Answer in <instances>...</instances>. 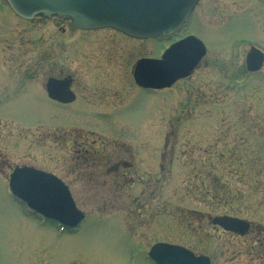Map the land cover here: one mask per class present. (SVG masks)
<instances>
[{
    "label": "rangeland",
    "instance_id": "obj_1",
    "mask_svg": "<svg viewBox=\"0 0 264 264\" xmlns=\"http://www.w3.org/2000/svg\"><path fill=\"white\" fill-rule=\"evenodd\" d=\"M209 3L200 0L182 32L196 36L209 50L199 69L169 89L131 90L116 116L96 118L98 123L120 125L114 133L131 140V175L138 171L145 176L118 189L122 185L113 187V176L107 178L104 170L93 180L65 173L63 140L66 134L75 139L68 125L85 119L48 111L45 79L49 69L59 65L77 76L90 75L95 68L74 58V47H127L134 60L150 53V47L165 49L174 40L135 41L107 29L81 33L59 19L22 22L0 2V45L19 47L25 61L29 47L34 76L33 110L31 100L27 107L14 102L0 121L3 145L10 144L5 134L16 125L29 144L14 140L16 151L2 155L7 166L26 164L67 183L85 219L78 228L60 234L54 222L43 224L26 214L7 191L6 180H0V264H150L146 254L157 242L208 256L212 264H258L257 258L264 255V82L243 84V79L224 85V70L227 82L236 74L230 76L236 65L229 59L238 48L221 46L243 21L234 19L227 29L219 28L222 35L217 29L212 37L206 28H218L224 9L245 6L213 0L208 10ZM58 47H66L63 61ZM238 52L240 60V47ZM114 64L120 68L115 74L129 82L127 65ZM97 132L88 140L107 141L110 133ZM217 182L222 191H214ZM223 215L249 221L248 234L239 237L212 226L210 219Z\"/></svg>",
    "mask_w": 264,
    "mask_h": 264
},
{
    "label": "flooded vegetation",
    "instance_id": "obj_2",
    "mask_svg": "<svg viewBox=\"0 0 264 264\" xmlns=\"http://www.w3.org/2000/svg\"><path fill=\"white\" fill-rule=\"evenodd\" d=\"M212 1L213 0H209L210 3L208 10H211L212 8ZM220 1H231L233 3L237 2L238 4L241 3L245 6L244 9L240 10H238V8L229 11L224 9V11L220 13L221 21L218 25V28H210L209 24L206 28L208 34L211 36L212 31H217V29L219 28L222 31L227 29L229 27L228 24L230 22H233V20L236 18L243 21L242 23L240 21L237 24L239 26V31L235 34L232 30L221 46L230 47L231 49L232 47L238 48L235 53V58L229 59L230 64L233 63L236 66H224L235 68L236 72H233V70H231L230 76L231 73L236 74L231 76V79L227 82V73L224 70L222 76L224 85H228L231 83H235L237 85L243 82V79H245V82L243 84H245L246 82L256 83L259 81V79H262V82H264V0ZM0 2L1 5H3L8 10L2 0H0ZM196 8L197 6L190 15L187 24L172 36V39L174 40L173 42H177L185 36L192 35L188 34L183 36L182 32L191 21ZM8 12L11 17L18 19L9 10ZM220 29L218 30L219 32ZM220 34L222 35L221 32ZM197 39L200 40L199 38ZM203 45L205 47L204 56L195 65L194 69L189 73V75L179 81L190 78L192 74L199 69L200 65L206 57L207 52L209 51L207 50V47L204 43ZM239 47L243 52L241 53L240 60H237V57L239 56ZM60 48L61 47H58L62 56H59L58 58L63 61L61 58H65L66 47H62L61 49ZM74 48L75 49L72 51V56L77 54L76 56H74V58L80 57L84 60L86 66L93 67L95 69L90 72V75L77 76L72 71H67L66 67L63 65L60 69L59 67L61 65H59L58 68H50L49 71L51 73L46 77L43 87V95L48 105V111H53L61 114L75 113L76 116L83 117L82 120L85 119L83 122L77 120V123H70V125H68L69 127H73V131L71 133H74L75 139H73L70 134L65 135V139L63 140L64 148L62 154V168L68 175H75V178H77L78 176H86L88 179H85L87 180H93L98 177L100 178L101 172L102 170H104V174H107V178L113 176V187H120V185H122V188L118 189H123L125 186L129 188L132 180L137 178H145L144 174L143 176H141L138 171H135L134 174L131 175V140L123 139L120 136L118 137V135L114 133L116 132L115 128L117 129L120 127L119 124L115 125L114 123H107L105 125V123H98L96 118L100 116H103L105 118L111 115L116 116L115 112L125 106L124 104L126 102V97H128L127 93L131 92V90L144 91L145 93L157 92L137 87L133 82L132 72L137 61L142 59L158 60L160 59L164 50L160 47H150V53L138 55L133 60L127 47L98 45L91 47ZM141 48L143 49V47H140V49ZM252 49L259 52V54L261 55V60L259 62V66L255 70L251 71L247 66V56ZM26 56L27 59L25 61L24 51H19V47H12L9 45L7 47H2L0 45V121L3 119L4 115L7 116L9 114L11 105L14 102L18 103L19 101H22V103H20L22 104V107L24 105L27 107V103L29 104L31 100L33 110L34 76L31 60L29 59V47H27L26 49ZM53 59L54 58H52V60ZM113 59L115 60V62H112ZM225 61H227V59H224V62ZM114 63L124 66L127 65V67L129 68L127 76L129 78V82L124 75L115 74V69L118 70L120 68ZM252 65H255L254 62L252 63ZM53 66L55 67L56 65ZM109 72L110 75L107 76V73ZM48 80H55L65 83V92L69 93V95L67 96H70L71 100L69 102L59 103L50 99L46 91V84ZM129 83L130 86L134 88V90L130 89ZM98 130L100 132H108L111 136L108 135L107 137H105L107 141L100 140L99 138L88 140L89 137L93 138L95 136H98ZM2 132L3 131L0 126V180H6L7 183H5L8 191L9 177L13 170L16 168L31 166L26 164L7 166V163L5 162L7 160V157L3 156L2 154L5 153L9 156L11 150L16 151L15 149L18 148L16 144L23 145L25 141H27V143L29 144V138H26L25 140V136L20 133L16 125L14 130H7V133L9 135L6 133L5 136L7 138L10 136L9 140H11L10 144L5 146L3 145L4 143L1 140ZM13 134L14 136H12ZM14 140L17 142L16 144L14 143ZM161 143L159 144V146H161ZM2 146H5V150L2 149ZM70 147L71 150H69ZM28 148H31L33 150V146H29ZM2 165H5L7 169H3ZM6 172L8 173L6 174ZM119 181H121V184L119 183ZM65 184L67 185V183ZM108 190L110 193H114V191H111L110 189ZM257 260L258 264H264V255L259 256Z\"/></svg>",
    "mask_w": 264,
    "mask_h": 264
},
{
    "label": "water",
    "instance_id": "obj_3",
    "mask_svg": "<svg viewBox=\"0 0 264 264\" xmlns=\"http://www.w3.org/2000/svg\"><path fill=\"white\" fill-rule=\"evenodd\" d=\"M18 17L61 18L78 30L113 29L128 37L146 40L166 37L186 21L198 0H4ZM203 44L188 36L164 51L161 60H140L133 79L143 89L169 88L176 80L189 75L204 56ZM261 55L252 49L247 56L249 70L259 66ZM254 62L255 65H252ZM49 98L60 103L71 100L65 83L49 80ZM9 189L15 199L45 220L65 229L77 228L83 220L67 187L56 177L33 168L15 169ZM212 224L226 232L244 235L248 223L230 217H214ZM148 258L155 264H210L205 257H195L182 247L162 243L153 245Z\"/></svg>",
    "mask_w": 264,
    "mask_h": 264
},
{
    "label": "trees",
    "instance_id": "obj_4",
    "mask_svg": "<svg viewBox=\"0 0 264 264\" xmlns=\"http://www.w3.org/2000/svg\"><path fill=\"white\" fill-rule=\"evenodd\" d=\"M215 185V190L214 191H216V188L218 187V189H219V191H222L223 190V188L219 185V183L217 182L216 184H214ZM214 185H212L211 187H214ZM213 195V194H212Z\"/></svg>",
    "mask_w": 264,
    "mask_h": 264
}]
</instances>
